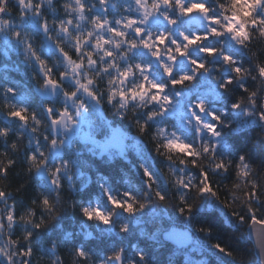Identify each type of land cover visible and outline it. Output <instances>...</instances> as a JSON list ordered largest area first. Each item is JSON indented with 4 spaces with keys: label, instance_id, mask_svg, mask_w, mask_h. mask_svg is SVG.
Masks as SVG:
<instances>
[{
    "label": "snow or ice",
    "instance_id": "obj_1",
    "mask_svg": "<svg viewBox=\"0 0 264 264\" xmlns=\"http://www.w3.org/2000/svg\"><path fill=\"white\" fill-rule=\"evenodd\" d=\"M109 5L115 13L118 7L116 0H98V3L92 4H89L88 0H64L60 4L64 12L61 17L58 15L56 0H0V43L5 49L4 54L8 55L10 50L23 51L25 61L30 66L33 63L38 66L39 78H42V83L37 90L39 94L44 98L58 95L64 97V103L59 109L51 105L43 107L45 114L43 119L36 112H30L25 105L18 107L13 104L6 114L7 120L19 121V131L29 133L28 144L23 154V164L28 174L40 180L37 185L41 196L38 206L50 215L55 213V204L61 199L59 190L62 188L61 181L64 179L62 174L68 170L69 162L64 159V150H70L73 144L81 143L93 154L104 158L124 157L126 150L132 147L141 160H145V149L139 141L133 142V138L122 128L114 126L111 121L101 119L98 106L104 102L105 97L107 103L111 104L114 97L119 96L122 102L121 108L125 107L129 99L134 102L137 97L143 98L149 92L153 102L171 103L170 99L164 95L166 86L170 84L172 88H178L185 81H191L193 77L188 72L189 66L192 72L197 73L204 71L206 66L201 64L198 58L191 56L187 64L182 66L183 74L177 76L168 65L176 63L177 57L181 60L189 57L188 49L197 45L201 54L215 55L216 49L207 46L205 41H208L210 37L216 38L223 35L211 27L207 32L180 30L179 25L183 23V20L177 17V10L181 17L199 14L204 16L211 25L219 23L220 18L210 15L204 0H175V9L171 12L168 10L172 8L173 0H135V17L117 16L112 21L107 19ZM13 6L18 10L15 17L11 13ZM220 7L225 12L223 16L227 22L225 32L230 33L239 47L245 50L249 62L246 68L232 55L221 57L231 66L230 75L224 80V86L231 87L234 83H238L241 96L246 99L248 106L255 110L247 115L253 116L258 122H264V99L260 98L264 96V86H262L264 85V14L261 13V10H264V0H232L230 6L221 5ZM152 10H155V16ZM124 11L132 12V4L124 8ZM49 15H51V27ZM160 18L168 26L177 29L178 39L171 41L168 39V27L163 31L157 30L156 37H152L149 26ZM129 36L132 37L131 41L128 39ZM137 37H139L138 41ZM121 39L125 42L124 48L119 43ZM34 40L39 41V48L35 47ZM113 45L123 53L122 60L128 59V52L125 49H131L132 52L139 48L145 49L150 53L152 60L160 62L158 66L168 80L157 84L150 79L147 74L150 63H136L134 68L131 64L127 67L123 64L117 65L113 59L115 55ZM165 46L167 53L162 57L161 50ZM51 57H56L57 60V63L52 66L48 62ZM135 72L141 73L143 83L136 84ZM93 75L96 79L91 78ZM104 77H107L106 82L111 87L106 93L98 94ZM130 78L134 87H128ZM249 81L252 82L251 86L248 84ZM117 83L120 85L119 89L116 87ZM4 91L6 100L7 94H11L12 97L21 95L13 87H7ZM85 97L91 102L90 109L83 102ZM240 107V103L232 104L233 110H238ZM89 111L99 120L98 125L93 124L91 116L87 114ZM197 112H204L202 103H197L192 109V118L199 125L197 132L203 128L210 137H218L215 126L220 117L209 112L207 115L212 123L201 122ZM155 115V112L149 111L146 120L151 121ZM240 123L244 125L247 121ZM85 126L89 131L82 133ZM138 127L140 133H145L150 125L140 123ZM11 130L7 125L0 127V140H3L5 144L8 143L7 137ZM98 134L103 138L98 139ZM19 140L20 136L17 137V141L8 145L12 152L21 150ZM156 147L158 149L159 145ZM165 147L169 150H179L183 155V159L176 162L177 167L169 169V172L177 177V197L181 205L177 211L181 214L191 212L187 201L193 191L202 198L218 201L219 196L210 184L208 172L202 166V161L207 158L212 161L211 171L223 173L229 171L231 165L225 162L224 155H218L217 146L206 142L197 149L195 143L168 141ZM226 151L227 145H224L221 152ZM0 156L6 158V160H0V185H2L7 179L9 169L14 167L17 161L8 157L7 151L0 153ZM189 165L198 171V183H194L197 180L196 176L185 171ZM259 167L264 168V165ZM254 171L245 156H240L235 162L236 181L232 185L231 197L223 203L222 207L230 210V217L236 225L246 229L242 235L250 242H254L255 248L259 250L260 257L264 261V177L259 180L254 178ZM142 172L145 178L144 191L138 192L134 187H130L121 194L123 199H120L114 198L106 190V198L113 208L134 215L137 210L143 211L156 201L164 204L168 200L166 189L157 187L153 191L159 181L151 165L148 167L142 165ZM164 179L166 180L167 177ZM126 183L131 185L128 179ZM41 188L44 191H41ZM51 192H56L55 201L50 198V195L45 194ZM11 195L12 193L0 187V204L5 206L0 209V241H5L0 243V264H32V258L37 252H40L41 258L46 256L50 261L54 257H60L56 246L47 247L42 244L39 249L33 248V241L41 238L44 220L37 222L31 208H27L17 218L15 207L8 204ZM32 204L37 205V200L33 199ZM83 212L86 216H95L105 224L110 223V216L102 214L95 208L85 207ZM153 216L171 222V228L162 231L164 238L173 240L178 248L195 245V250L200 251L207 258L214 249L216 253L228 257L233 264H248L242 254L220 243L215 242L208 247L202 241H194L187 230L177 226L175 217H166L163 211L153 212ZM17 223L22 226L21 239L12 238ZM120 230L127 232L128 229L125 225ZM201 231L204 230L201 229ZM149 238L155 240L157 234L153 233ZM21 240L24 246L18 247L21 245ZM135 254L139 261L146 260L143 250L138 249ZM68 255L71 257V264H80L81 261L87 264L91 259L88 251L82 246L70 249ZM217 259L219 260V257ZM59 264H63L61 257ZM99 264H130V261L125 260L123 249H119L113 250L110 255L99 260ZM170 264H172L171 258ZM185 264H197V262L186 254ZM198 264H208V259H201Z\"/></svg>",
    "mask_w": 264,
    "mask_h": 264
},
{
    "label": "clouds",
    "instance_id": "obj_2",
    "mask_svg": "<svg viewBox=\"0 0 264 264\" xmlns=\"http://www.w3.org/2000/svg\"><path fill=\"white\" fill-rule=\"evenodd\" d=\"M204 3L208 6L210 10L211 16H218L220 18L218 24L211 25L208 23V20L205 19L204 16L197 14V18L199 20V24L191 25L192 31L195 32H207V30L211 27L216 29L217 31L223 33L221 37H216L214 39L208 40L207 46L216 49V54L213 56H209L207 54H201L199 52V45L195 47H190L188 51L197 53V58L200 63L205 65L206 68L204 71L200 72H192L191 66L188 67V72L192 75L191 81H185L182 86L178 88H172L171 85H167L165 88L164 95L167 96L171 103L165 104L163 101L160 103H155L151 100V93H146L143 98L137 97L133 102L129 99L128 102L125 103V107L121 108V101L119 96L114 97L113 103L108 104L106 97L104 102L98 106L101 119L108 120V116L118 118L123 121H127L129 126L135 129L136 134L129 133L128 135L133 138V142L139 141L140 144H145L144 137H147L148 142H150L153 146V152L149 153L150 155L148 160L157 161L155 164L153 171L155 172L156 178L158 179V184L154 186L153 191L156 190L157 187L166 189L168 191V200L164 204H160V202L156 201L154 204H150L143 211L137 210L134 215H129L127 212L122 210H117L113 208V206L108 202L106 198V205H101L99 203L100 196L93 195L92 200L90 202L85 203L79 198V194L85 192L87 189L91 188L93 184H95L98 188V192L103 197H106L105 192H110L111 180L112 177L109 174H106L102 171L95 163L92 162V159L97 160L100 164L109 168L115 165L117 159H123L125 163L129 165L128 169L120 168V178L123 180L125 185V190L120 192L118 198L123 199L122 193L127 191L129 188L126 187V179H128L129 173L134 172L136 168L142 169V165H145L146 161L138 159L137 163L133 164L132 161L128 160L126 156H113L111 158H104L93 154L86 147L83 149L77 147L76 144H73L71 149L64 150V159L69 162L68 170L64 172L62 175L64 179L67 181V192L68 199L66 201H62L60 199L59 203L55 204L56 211L53 214H49V212L42 209V217L39 219L44 220L43 230H47L48 232L53 231L54 229L59 232H64V225L61 221V218L66 219L71 223L73 229H75L74 233H68V235L80 236L84 234L86 237H91L93 233L98 234L94 238H99V236H103L105 234H112L116 237H120L123 235H129L132 233L134 228L140 227L145 223L153 220V212H161L163 211L166 217H175L170 214V209H177L181 206L179 201H177L174 196L177 192L176 179L177 177L169 172L170 168L177 167L176 162L183 159V155L179 150H169L165 147V144L168 141H173L176 143H187L193 144L197 149H200L202 145L206 142H210L217 146L218 155H224L227 159V155L221 152V149L224 145L227 144L229 138L232 137H241L244 135H254L255 140L253 143H259L264 146V122H258L253 116L247 115V113L254 112V109H251L247 101L240 94L236 93V89H240L238 83H234L231 87L224 86V80L229 76H225V73H230V65L226 64L224 60L221 58L226 55H232L234 59L238 62H241L242 59L247 58L246 52L244 49L239 47L237 42L232 39V35L228 32H225V26L227 22L223 19L225 12L220 7L221 5L230 6L232 0H204ZM151 9V5H149ZM175 9V0H173L172 8L168 11L171 12ZM153 11V16H155V10ZM132 12L136 13L135 0H132ZM261 13L264 14V10H261ZM177 17L182 20L183 17L179 16V12L177 10ZM189 17V16H187ZM183 23H187L183 21ZM51 27V26H50ZM169 34L168 39L171 41L172 39H178L177 29L168 27ZM181 30V29H180ZM152 37L155 38L157 35V30H151ZM55 41V37H53ZM128 39L131 41L132 37L129 36ZM137 41L139 37L136 38ZM14 42V41H13ZM122 48L125 47V42L123 39L119 41ZM195 44V41H193ZM35 47L36 43H35ZM140 50H144L146 55L151 59L152 63L155 65H159V61L152 60L150 53H148L145 49L139 48ZM229 49V50H226ZM128 52V59L122 60L121 50L115 48L113 45V51L115 53L113 59L115 60L117 65L123 64L127 67L131 64L134 68L136 63H142V61L138 62H130V56L133 53L131 49H125ZM167 53V47L162 48L161 56L164 57ZM22 56L23 51H21ZM191 56L184 58V63L187 64L188 59ZM25 61V59H24ZM180 61V57L176 58V63H170L168 65L169 69L176 74L177 76L182 75V71H176L177 64ZM57 63L56 57H52V65ZM25 64L28 68L33 71V79L38 80V76L40 75L38 72V66L33 63L32 66L25 61ZM149 71L148 75L150 79H153L155 83L162 84L164 81L168 80V77L164 74L163 70H160V76L162 78H156L153 72L151 71V64L148 65ZM247 68V67H246ZM92 79H96V76H91ZM107 77H104V82L100 84L98 89V94L103 92L106 93L108 88L111 87L110 84H107ZM135 82L136 84L143 83V79L141 73L135 72ZM42 82H38L37 87L35 88L36 95L41 98L42 106H53L57 109L61 108L64 103V97L62 95L58 96H49L51 100H45L37 91ZM264 86V85H262ZM116 87L119 89L120 85L117 83ZM128 87H134L132 83V78L129 80ZM7 88V87H6ZM60 92L61 90H57ZM214 93V94H213ZM195 96V99L192 97ZM226 97H232L233 102L228 103ZM264 99V96L260 97ZM83 102L86 107L91 108V102L85 97L83 98ZM197 103H202L204 106V112H197L196 114L200 117L201 122L212 123L207 113L211 112L220 117L219 122L216 124V131L219 134L218 137H210L207 131L203 128L197 132L199 125H197L196 121L192 118V109L195 107ZM233 103H240L241 107L238 110L232 109ZM12 105H5V108H11ZM105 109L106 113L105 114ZM83 111V110H82ZM149 111H153L156 113L154 118L151 121H147L146 117ZM89 116L96 117L91 114V111L87 113ZM175 115L177 117V125L173 126V124L166 123V119L169 116ZM207 117V118H206ZM97 118V117H96ZM241 121H247L246 124L242 125ZM140 123H148L150 125L149 128H152V132L149 133L148 129H146L145 133H140L138 125ZM183 130V131H182ZM43 128L41 132L43 133ZM189 133L186 135L185 133ZM157 145L159 148L157 149ZM219 146V147H218ZM59 148V145H58ZM47 151V149H44ZM87 154L92 159H83L82 157ZM210 167V165H209ZM73 169H75V173H73ZM87 169V171H85ZM187 172L188 169L186 168ZM73 175L77 179H82L83 184L76 188L73 183ZM164 177H167L165 180ZM114 198L116 196L112 195ZM188 206L191 207V212H185L181 214L177 211V214L183 218L184 223L178 224L177 226L187 230L189 234L192 236L194 241H202L208 247L211 246L213 240L210 237L213 235V229L204 223H197V217L204 212H209L213 208L224 210L222 207L220 200H212L210 198H202L198 195L196 191L194 194H191L187 201ZM95 208L100 211L102 214L106 216H110V223L105 224L101 220L97 219L95 216H86L84 215L83 208ZM31 211L35 213V209L31 208ZM228 214V213H227ZM229 215V214H228ZM230 216V215H229ZM76 217H79V223H76ZM158 217V216H157ZM147 218V219H146ZM176 218V217H175ZM127 226V232H121L122 226ZM203 229L204 231H201ZM91 235H86V234ZM143 233V234H142ZM138 235H144V229L141 228V232ZM57 247V241H51V247ZM195 248V245H193ZM134 250V258L129 259L130 264H157V259L151 256L149 253L144 251L146 256V260L141 262L135 259L136 256V245H133ZM163 245H159L157 247V251L159 248H162ZM187 253H185L186 255ZM255 254V253H254ZM176 254H169V259L167 264H170V258L172 264L174 261L172 257ZM256 255L255 264H264L262 261L260 254ZM205 259H208L207 257ZM60 257H54L50 264H59ZM194 262H199V260H193ZM209 264V260H208Z\"/></svg>",
    "mask_w": 264,
    "mask_h": 264
},
{
    "label": "trees",
    "instance_id": "obj_3",
    "mask_svg": "<svg viewBox=\"0 0 264 264\" xmlns=\"http://www.w3.org/2000/svg\"><path fill=\"white\" fill-rule=\"evenodd\" d=\"M129 1V0H128ZM126 0V4H132V0L128 2ZM64 0H56V7L58 10V15L63 16V9L60 7ZM94 0H89L88 3H94ZM116 16H134L133 12H127L123 10L121 6L117 8ZM98 11V10H97ZM121 11L122 13H120ZM18 10L13 6L11 9L12 16L15 17L17 15ZM87 14V10H86ZM113 14L112 10H108V16ZM114 16V17H116ZM49 25L51 26V15H49ZM183 21H186V17L182 18ZM151 30H160L163 31L165 28L169 27L165 21H161L157 25L151 24ZM181 30L192 31L191 25L188 23H182L179 25ZM214 39V38H211ZM37 48H39V41H35ZM208 41H205L207 44ZM0 46V127H4L7 125L12 130L7 137V144L4 143L3 140H0V153H4L7 151L8 157L17 161L16 165L9 169L7 179L5 182L0 185V187L4 188L6 191L12 193L11 197L8 200V204L14 206L16 209L17 218L20 214L24 213L27 208L35 209V217L34 219L38 222L42 217V208L39 207V200L41 199L40 192L37 190V185L40 183V180L36 178L34 175L28 174L26 172V166L23 164V154L25 147L28 144V136L29 133L27 131L21 132L18 129L19 121L7 120L6 114L10 110V108H5V105H13L16 104L18 107L21 105H25L29 108L30 112L34 111L37 115L43 119L44 118V109L41 103V98L36 95L35 88L37 87L38 82H42V78L33 79V71L28 68L25 64L24 57L21 52H16L15 50H10L8 55L4 54V50ZM166 47V46H165ZM229 50V49H226ZM190 56H194L197 58V53L191 52ZM137 60L142 62H147L146 57H142L140 54L136 55L133 58H130V62H136ZM49 64L52 66V57L49 58ZM241 63L244 64L245 67L249 66V62L247 58L241 60ZM184 61L180 59L177 64L176 71H181L182 66L184 65ZM152 72H156V68L152 66ZM159 75L156 78H162ZM230 73H225V76H229ZM249 86L252 85V82H248ZM6 87L15 88L21 95H17L12 97L11 94L8 95V99L6 100V94L4 89ZM180 87V86H178ZM237 94L242 95L240 89L235 90ZM195 99V96L192 97ZM228 103L233 102L232 97H226ZM105 114L106 109H105ZM207 118V117H206ZM210 119V118H207ZM92 121L94 125L99 124V120L96 117H92ZM108 121H111L114 126L122 128L127 134H136L135 129L130 127L127 121L120 120L118 118H114L108 116ZM166 123L173 124V126L177 125V117L175 115L167 117ZM152 128H148V132H152ZM183 131V130H182ZM189 135V133H185ZM20 136V140L18 141L21 145V150L19 152H12L10 145L12 142L17 141V137ZM98 139H102V135H97ZM145 144L143 145L144 149L146 148L149 153L153 152V146L150 142H148L147 137H144ZM255 140L254 135H244L241 137H232L227 141V151L224 152L227 155L226 163H229L231 166L229 171L226 173L223 172H213L211 171L209 165L212 164V161L205 158L202 161L203 168L208 172L210 184L213 189L217 192L219 196V200L221 205L226 200H229L231 197V189L233 183L236 181L235 174V162H237L240 156H245L246 160L250 163L251 167L255 170L253 175L256 179H261L264 177V168L259 166L264 165V146L259 143H253ZM41 142H43L41 140ZM77 147L83 149L85 146L81 143L76 144ZM219 147V146H218ZM145 151V167L151 165L152 170L157 161L148 160L149 153ZM126 157L128 160L132 161L133 164L137 163L138 159H141L140 156L137 155V152L134 148L129 147L126 150ZM83 159H92L90 156L85 154ZM219 159V157L217 158ZM0 160H6L5 157L0 156ZM92 162L97 165L102 171L106 174L111 175V187L110 194L116 196L117 198L120 195V192L125 190V185L123 180L120 178L119 169L124 168L128 169L129 165L125 163L123 159H117L115 165L105 168L103 167L99 161L92 159ZM87 171V169H85ZM188 171L193 176L197 177V180L194 183L199 182V173L196 169H192L189 165ZM73 173H75V169H73ZM128 180L131 181V185L128 183L126 187H134L136 191L142 192L145 190L144 188V177L142 169L136 168L134 172L129 173ZM73 183L76 188H79L83 184L82 179H77L75 175H73ZM62 188L59 190L61 195V200L66 201L68 199L67 192V181L63 179L61 181ZM21 185L23 187H21ZM50 187V186H49ZM41 191H44L41 188ZM46 195H50V198L55 201L56 192L45 193ZM194 194V191L192 192ZM93 195L100 196L99 203L101 205H106V197H103L98 192V188L95 184L92 185L91 188L87 189L85 192L79 194V198L85 203L90 202L92 200ZM174 198L178 201L177 192ZM33 199L37 200V205H33ZM5 206L0 204V209H3ZM170 214L176 217V223L183 224V218L177 214L175 209H170ZM229 209H216L213 208L209 210V212H204L197 217V223H204L209 225L213 229V235L210 237L212 243H220L222 246L229 248L230 250L236 251L238 254H242L248 264H255L256 255L255 249L253 247L252 242L248 240L247 237L242 235V232L246 231L242 226L236 225L234 221H232ZM147 219V218H146ZM61 221L64 225V232H59L57 230H53L48 232L47 230H41V238L40 240L33 241V248L39 249L41 245L51 247V241H57V249L60 254L61 260L63 264H71V257L68 255L70 249L74 247H84L87 251L91 259L87 262V264H99V260L105 258L107 255H110L113 250L123 249L125 260L134 258V250L133 245H136L135 251L140 249L149 253L151 256L157 259V264H167L169 259V254H176L172 257L174 264H185V253L192 260H201L206 257L202 255V253L198 250H195L192 245L189 248H178L170 243L166 242L163 238V229L171 228V222L162 220L160 217H156L148 223L143 224L140 227L134 228L132 233L129 235H123L120 237H116L112 234H105L103 236H99V238H94L98 234L93 233L91 237H86L84 234L80 236L68 235V233H74L75 229L72 228L71 223L64 218H61ZM76 223H79V217H76ZM22 226L17 223L14 228L13 239H21ZM141 228L144 229V235H138L141 232ZM153 233L157 234V238L155 240L150 239L149 236ZM6 240V238H5ZM159 241V242H157ZM5 242V241H3ZM163 245L162 248H159L157 251V247L159 245ZM24 243L21 240V245L18 247H23ZM211 255L208 257L209 264H233L228 257L222 256V254L216 253L215 250H211ZM219 257V260L217 259ZM135 259L138 260V257L135 256ZM32 264H50V260L48 257L41 258L40 252H37L32 258ZM80 264H84V261H81Z\"/></svg>",
    "mask_w": 264,
    "mask_h": 264
},
{
    "label": "rangeland",
    "instance_id": "obj_4",
    "mask_svg": "<svg viewBox=\"0 0 264 264\" xmlns=\"http://www.w3.org/2000/svg\"><path fill=\"white\" fill-rule=\"evenodd\" d=\"M89 1V0H88ZM95 1V3H98V0H94ZM128 1V0H127ZM130 1V0H129ZM128 1V2H129ZM116 2H117V4H118V7L119 6H121L122 8H123V10H124V8H126L127 6H128V4H126L127 2H126V0H116ZM130 3V2H129ZM117 7V8H118ZM109 9H111V5H109ZM98 11H99V9H97ZM112 10V9H111ZM117 9H116V12L114 13L113 11V14L111 15V16H108L107 15V19H109V21H112L114 18H116L117 16ZM120 13H122L121 11H119ZM125 12V11H124ZM134 13V12H133ZM114 16H116V17H114ZM136 16V13H134V16H132V17H135ZM163 19L162 18H160L158 21H156V22H153L152 24L153 25H157V24H159L161 21H162ZM198 25V24H197ZM0 46H2L1 48L5 51V49H4V47H3V44L2 43H0ZM20 53V52H19ZM138 54H140L143 58L144 57H146V59H147V62L148 63H150L151 64V71H152V66L153 67H155L156 68V72H154V74L156 75V76H158L159 74V72H160V70H159V68H158V66L157 65H155L154 63H152V61H151V59L146 55V52L144 51V50H140V49H138V50H134V52L131 54V56H130V58H133V57H135L136 55H138ZM139 60H137L136 62H138ZM94 124V123H93ZM89 131V129H88V127L87 126H85L83 129H82V133H84V132H88ZM0 243H3V241H0Z\"/></svg>",
    "mask_w": 264,
    "mask_h": 264
},
{
    "label": "water",
    "instance_id": "obj_5",
    "mask_svg": "<svg viewBox=\"0 0 264 264\" xmlns=\"http://www.w3.org/2000/svg\"><path fill=\"white\" fill-rule=\"evenodd\" d=\"M188 21H189L190 23H192V24L199 23V20H198L196 14H191V15L188 17ZM43 98H44V97H43ZM44 99H45V100H49V101L51 100L50 97H48V98H44ZM163 238H164V235H163ZM164 240H165L166 242H168V243H170V244H172V245H174V246L177 247V244H176L173 240H169V239H165V238H164ZM252 244H253V247H254V249H255V254H258V253H259V250L255 248L254 242H252ZM187 247H189V246H187ZM187 247H184V248H187Z\"/></svg>",
    "mask_w": 264,
    "mask_h": 264
}]
</instances>
